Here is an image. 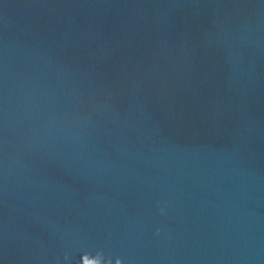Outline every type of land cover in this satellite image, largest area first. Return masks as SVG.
<instances>
[{"label":"clouds","instance_id":"1","mask_svg":"<svg viewBox=\"0 0 264 264\" xmlns=\"http://www.w3.org/2000/svg\"><path fill=\"white\" fill-rule=\"evenodd\" d=\"M96 255L103 257V253L102 252H97Z\"/></svg>","mask_w":264,"mask_h":264}]
</instances>
